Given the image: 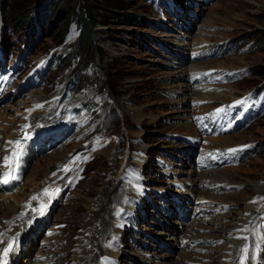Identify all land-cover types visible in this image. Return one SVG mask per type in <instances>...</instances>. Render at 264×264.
I'll return each mask as SVG.
<instances>
[{
  "label": "rangeland",
  "instance_id": "374dc122",
  "mask_svg": "<svg viewBox=\"0 0 264 264\" xmlns=\"http://www.w3.org/2000/svg\"><path fill=\"white\" fill-rule=\"evenodd\" d=\"M5 169L7 264H264V0H0Z\"/></svg>",
  "mask_w": 264,
  "mask_h": 264
},
{
  "label": "bare ground",
  "instance_id": "6f19581e",
  "mask_svg": "<svg viewBox=\"0 0 264 264\" xmlns=\"http://www.w3.org/2000/svg\"><path fill=\"white\" fill-rule=\"evenodd\" d=\"M200 70H197L195 71V74L199 73ZM191 83V85L193 84V82L190 80L189 81ZM190 85V86H191ZM201 174V173H200ZM204 179V178H203ZM203 179L201 180H198L196 181L194 178H193V181L195 182V184L197 183V185H206L208 184L207 182H204ZM193 181L192 184L194 183ZM212 185V184H210ZM209 185V186H210ZM215 188V187H214ZM137 194H136V197L140 199V203L143 204L145 201L143 200V194L139 192V187L137 186ZM134 191V189H133ZM1 196V195H0ZM132 196V197H131ZM135 197V198H136ZM1 198V197H0ZM126 199H128V203L129 204H132V205H137L136 203H134V197H133V194L132 193H128V196L126 197ZM1 200V199H0ZM136 200V199H135ZM126 204V202H125ZM147 204V203H146ZM2 205V204H1ZM129 206V205H128ZM131 206V205H130ZM133 206V208H134ZM3 208H5L3 206ZM119 208L121 209L119 211V215L121 217V220L118 221L116 216L114 215L113 216V220L114 222L115 221H118V222H115L114 224L118 227V229L120 230H123L125 228V226H128L129 224H131L132 222L129 221V215H128V207L127 206H123L121 203H118L116 205V208L114 209V211L118 212ZM138 208V207H137ZM136 208V209H137ZM1 209V208H0ZM130 211V210H129ZM116 212V213H117ZM0 213L1 214H6L4 213V210H0ZM3 216V215H2ZM118 217V218H120ZM112 220V219H111ZM112 220V221H113ZM102 221V220H101ZM246 219L244 221V219H239V218H232L231 220H229L226 224H225V227L224 229L222 230L224 232V234H222V238H226V243L228 242L227 244V247H231L232 245H235L236 243H238V241L242 238L243 236V233H245V225H246ZM134 223V222H133ZM21 224V220L15 216V214H7L6 217L3 219L2 222H0V249H4V248H7L8 247V244L9 242H12V249L8 252L7 256L4 257L3 256V253H0V264H7L9 259L11 258V256L15 253V251L18 249V233H19V229L21 228L20 226ZM83 226H85V224H83ZM130 226V225H129ZM116 229V228H115ZM168 229V228H167ZM208 229H212V230H215V228H208ZM172 232L170 233H173L175 234V236L177 235V232L175 231H179L177 229H173L171 228L170 229ZM182 230V229H181ZM87 231V230H86ZM90 231V230H89ZM114 231V230H113ZM170 235V234H169ZM173 236V237H175ZM206 236L205 235H197V236H194L192 237V239H189V241H191V246L193 245L194 248H197V249H200V250H203V249H206L204 247L206 243L208 242H203V243H200L198 242V245H194L195 243H192L194 241H198L200 239H204L203 241H206L207 239L205 238ZM213 236H209V241H210V238H212ZM173 240V239H172ZM188 241V242H189ZM174 244L177 243V244H185L187 243L186 240H180L179 242V238L176 237L174 238ZM215 242V241H214ZM188 244V243H187ZM209 246V245H208ZM111 253H115L113 249H110ZM224 252V253H223ZM198 253V252H197ZM222 253L225 254V258L228 257V253H227V250H223L222 249ZM116 254V253H115ZM194 254V253H193ZM187 257V256H186ZM245 259V258H244ZM186 261V260H185ZM198 262V259H195V258H190L188 260V262L186 264H194ZM232 260H224V262H222L221 264H231ZM17 263V262H16ZM108 264H119V262L117 261V259L113 258L110 260V257L108 258ZM247 263V262H246Z\"/></svg>",
  "mask_w": 264,
  "mask_h": 264
},
{
  "label": "snow or ice",
  "instance_id": "6c2138e0",
  "mask_svg": "<svg viewBox=\"0 0 264 264\" xmlns=\"http://www.w3.org/2000/svg\"><path fill=\"white\" fill-rule=\"evenodd\" d=\"M9 143H15V144L17 145V148H18V149L20 148V141L9 142ZM233 151H235V150H233ZM21 154H22L21 151H17V152L14 154V157H12V158H6V159H10L12 163H15V162L18 161L19 155H21ZM6 166H7V165H6ZM9 177H11L12 179H15V177L12 176L11 173L9 172V173H5V174H4V178H3V180L0 181V182H2V183H8V182H9ZM44 191H45V194H46V195H51V194H52V193L49 191V189H45ZM33 199H37V197H33ZM42 207H43V206H42ZM12 247H13L12 242H9L7 248L0 249V253H3V256L6 257L7 254H8V252L12 249ZM243 251H244V252H247V249H244ZM0 259H2V258H0ZM242 264H243V262H242Z\"/></svg>",
  "mask_w": 264,
  "mask_h": 264
},
{
  "label": "trees",
  "instance_id": "16d2710c",
  "mask_svg": "<svg viewBox=\"0 0 264 264\" xmlns=\"http://www.w3.org/2000/svg\"><path fill=\"white\" fill-rule=\"evenodd\" d=\"M44 7V6H43ZM79 19H80V17H79ZM80 20H82L81 22H82V28H83V26H84V28H85V30H84V33H83V35H82V40H83V42H84V44H83V47L82 48H84L85 47V43H86V37L87 36H89L90 34H91V30H92V24L90 23V22H88L86 19H80ZM78 53H79V51H78ZM80 75H81V73H79Z\"/></svg>",
  "mask_w": 264,
  "mask_h": 264
}]
</instances>
